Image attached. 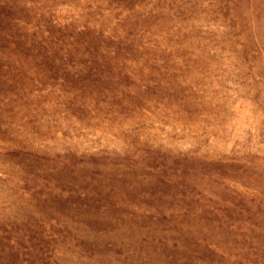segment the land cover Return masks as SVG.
I'll return each mask as SVG.
<instances>
[{"label": "rangeland", "instance_id": "obj_1", "mask_svg": "<svg viewBox=\"0 0 264 264\" xmlns=\"http://www.w3.org/2000/svg\"><path fill=\"white\" fill-rule=\"evenodd\" d=\"M0 264H264V0H0Z\"/></svg>", "mask_w": 264, "mask_h": 264}]
</instances>
